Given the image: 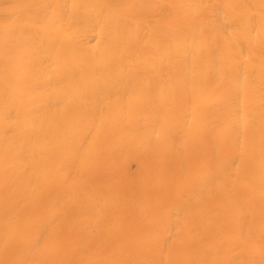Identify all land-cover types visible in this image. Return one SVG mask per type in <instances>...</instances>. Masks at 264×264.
Returning <instances> with one entry per match:
<instances>
[{"label": "bare ground", "instance_id": "1", "mask_svg": "<svg viewBox=\"0 0 264 264\" xmlns=\"http://www.w3.org/2000/svg\"><path fill=\"white\" fill-rule=\"evenodd\" d=\"M0 264H264V0H0Z\"/></svg>", "mask_w": 264, "mask_h": 264}]
</instances>
